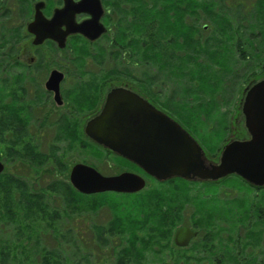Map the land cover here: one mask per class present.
Wrapping results in <instances>:
<instances>
[{
  "label": "rangeland",
  "instance_id": "1",
  "mask_svg": "<svg viewBox=\"0 0 264 264\" xmlns=\"http://www.w3.org/2000/svg\"><path fill=\"white\" fill-rule=\"evenodd\" d=\"M38 1L0 0V59L2 67L6 66L0 69L1 120L6 121L15 113L25 117L18 123L22 136L26 133L25 141L30 140L47 159L37 172L30 161L31 146L15 142L12 131L0 140V161L5 165L0 182L14 185L18 202L13 221H0V264H58L56 258L60 264H264V190L254 189L237 177L216 186L189 185L180 180L159 184L89 141L84 134V119L91 113H83L85 108L77 105V96L92 79L97 82L99 96L111 84L129 85L158 101L169 115L195 134L210 154L209 159H217L231 138L230 128L240 122L237 113L244 89L253 80L264 78L262 1L135 0L133 6L128 0H102L105 12H112L113 23L120 28L118 34L133 30L135 24L129 18L132 8L145 10V39H133L131 48L102 40L95 46H82L81 50L79 45L83 44L76 39L65 53L54 44L39 49L33 45L26 23L30 22L31 6ZM49 1L58 6V2ZM140 27L137 25L136 29ZM158 30L160 37H156ZM163 32L174 37L164 36ZM154 39L155 45H172L163 48L166 56L177 51L172 62H176L179 72L182 68L186 72L191 67L199 68L200 58L204 62L198 69L200 78L167 77L163 70L167 61L162 63L160 78H155L158 62L149 52L154 48L148 47ZM142 41L144 47L140 46ZM183 45L185 53L181 52ZM24 50L38 60L43 71L31 70L23 63V67L13 62L12 67L4 65L16 56H23L26 61L28 54L24 56ZM57 68L68 73L61 86L63 107L44 88L48 74ZM207 74L211 76L204 80ZM186 84L193 86L194 93H185ZM199 87L208 92H199L198 96L205 101L210 98L208 103L214 107L206 114L196 115L182 109L175 95L194 97L196 106L194 88ZM92 108L96 111L97 104ZM219 123L223 140H218L213 132ZM16 149H20V154L21 150L26 152L23 158L15 155ZM78 163L89 165L106 177L128 169L144 178L146 187L136 194L83 195L69 181L70 172ZM21 182L28 186L30 198L34 189L45 192L49 213L37 208L35 216H25L30 205L21 203L25 193ZM145 208H155V216L145 218ZM52 212L59 216H52ZM139 213L143 226L131 230V218ZM181 227L199 232L182 249L175 246L174 239ZM142 242H146V248Z\"/></svg>",
  "mask_w": 264,
  "mask_h": 264
},
{
  "label": "water",
  "instance_id": "2",
  "mask_svg": "<svg viewBox=\"0 0 264 264\" xmlns=\"http://www.w3.org/2000/svg\"><path fill=\"white\" fill-rule=\"evenodd\" d=\"M42 7V3L36 6V21L29 26V31L37 35L35 44H41L49 35L55 37L53 26L58 27L66 19V37L76 33L86 34L96 23L100 27L96 33L89 35L90 38L98 39L105 32L99 23L104 12L99 0H65L64 8L56 10L52 21L43 17ZM81 13L89 14L93 19L78 25L74 17ZM64 40L62 38V47ZM62 79L61 74L54 72L46 85L48 90L54 91L59 105L63 104L59 92ZM149 110L139 100L115 90L109 94L103 113L87 124L85 133L96 143L132 159L160 181L175 177L217 181L237 175L252 185L264 187V81L249 90L244 104L251 140L228 144L220 163L211 167L205 165L201 149L178 125ZM4 171L5 165L0 161V175ZM69 181L75 190L84 195L105 192L133 194L146 186L145 181L135 174L105 177L93 167L81 163L72 168ZM196 235L191 229L183 227L176 232L175 244L187 247Z\"/></svg>",
  "mask_w": 264,
  "mask_h": 264
},
{
  "label": "flooded vegetation",
  "instance_id": "3",
  "mask_svg": "<svg viewBox=\"0 0 264 264\" xmlns=\"http://www.w3.org/2000/svg\"><path fill=\"white\" fill-rule=\"evenodd\" d=\"M52 1L58 2V6H56V7L52 6L53 4L49 0H45V1L44 0H40L38 2L33 3V5L31 6V10H30L31 15L29 17L30 18V22L26 23V30L28 32V35L32 38V41H33L32 43H33V45L35 46L36 49H39L40 47H42L44 45L54 44V45L58 46V48L60 49L61 52L65 53L68 50L70 51V48L72 46L70 47L69 45H72L73 41L75 42L76 39L81 41L82 44H83V45H79V46H81L79 50H81L82 46H85V47L89 46V45L90 46H95L99 42H102V40H106L110 44L115 42V43H117V45L122 46V48H131V47L134 46V43H132L133 39H145V30H144V27H143V24H145L144 21H145V18H146L145 10H141L138 6H136L135 8H132L129 11L130 21H132V23L135 24V25L132 26L133 30L128 29V27H124L125 29H128V30H126L125 33L118 34L120 28L118 27L117 24L113 23L112 16H111L112 12L108 11V13L104 12V14L102 15V17L100 19V22H99L100 24H102L105 27L106 32H105L104 35L100 36L98 39H95L94 41H92V39L90 38L89 35L94 34V33H96L98 31V29L100 27L98 23H96L95 27L89 29L86 34H80V33H78V34H70L68 37H66V35H65L66 31H67V27H66L67 19H66L65 22L64 21L61 22V24L58 27H54L53 26L52 32H53V35H55V37H51V35H49V38L47 37L41 44H35V41L38 40V38H37L36 33H32V32L29 31V26L31 24L35 23V21H36V14H37L36 6L39 3L43 4V7L41 9V13H42L43 17L47 21H52L54 16H55L56 10H61L65 6V0H52ZM73 1L74 2H79L81 0H73ZM99 1L102 3V0H99ZM128 1H129V4L133 5V3H134L133 1H135V0H128ZM102 5H103V3H102ZM122 15H124V14H122ZM24 18L27 19L26 16ZM91 19H93L91 15L86 14V13H81V14H76L75 15L74 22L79 25V24L85 23V22H87V21H89ZM60 20H61V18L59 19V21ZM137 25L138 26L141 25L140 30L136 29ZM36 27H38V26H36ZM37 31H38V29H37ZM138 31H140V32L138 33ZM163 35L167 36V33L163 32ZM160 36H161V33L158 30V32L156 34V37H160ZM170 36H173V35L170 34L167 37H170ZM62 38H65V40H64L65 46L64 47L61 46ZM150 39H151V37H150ZM154 41H155V39L152 40V42H148V41L147 42H148V47L154 48V50H149V52L153 53L155 55V62H158V64H157L158 74L155 73V78H157V79L160 78L159 76L161 75L162 66H163L162 63H164L166 61H167V65L165 67H163V70H165V75H167V77H169L171 79L179 78V79H183V80L184 79L191 80V79H195V78H200V71H198V69L201 68L204 65V62H202V60H200V58L197 59V62H199L200 64L202 63L199 68L191 67L189 72L188 71L186 72V69L182 68V71L179 72V69L177 67L176 62L175 61L172 62V58L176 55L175 52H177V51H175V52L171 51L170 54L168 56H166L163 53V48H167V47L170 48V46H172V45L167 44V45H163V47H161L160 45L159 46L155 45ZM15 42L16 41L12 42L11 44H15ZM140 46L144 47L145 43H143V41H142ZM160 48H161V50H160ZM142 52L143 53H142L141 59L144 60V59H146L145 58V49H143ZM181 52L185 53V50L181 49ZM206 52L207 51H204L202 53L205 55ZM26 54H28V56L26 57V61L23 60V56L22 57L21 56H16V57H13V58H10V59L7 58L8 62L4 63V65L10 64V66L12 67L11 63L13 62L12 64H14V65L17 64V66L23 67V65L21 64V63H23V64H27V67H30L31 70L32 69L33 70H37L38 72L39 71H43V68L42 67H38V65H37L38 64V60L35 57L31 56V54L28 53L27 50H24V56H26ZM163 56H164V58L165 57L166 58L162 61V57ZM76 57L79 58L78 56H76ZM2 61L3 60L0 59V64H1L0 69H4L6 67V66L4 68L2 67V63H3ZM25 62H27V63H25ZM143 63L145 64V63H147V61H143ZM186 64H188L187 60H186ZM195 68H196V70H194ZM216 71L220 72L219 69L216 70ZM54 72H57L59 75L61 74L63 76V79H62V81L60 82V85H59V92H60V97H61V100L63 102V105H59L56 102L54 91L48 90L47 86H46L47 82L49 81L51 75ZM228 74H229V71H228ZM67 75H68V73L66 71H64V70L61 71L58 68L57 69H52V71L48 74L47 81H46V83L44 85L45 90L49 94L54 95V100L57 103V105L58 106H62V107L64 106V100L62 98L61 86H62V83L64 82L65 77ZM210 76H211V74L205 75L204 80L208 79ZM262 81H264L263 77L260 78V79L253 80L244 89V92L242 94V99H241V102L239 104V110H238V113H237L238 114L237 117L240 119V122H236V124L234 126H232V128H230L229 135H230L231 138L226 143H224L223 147L220 150V153L217 156V159L213 158V157H210L211 159H209L210 154L207 151L205 152L204 148L201 147V144L199 143L200 141L197 139L195 134H192L188 129H186L183 125H181L175 118H173L171 115H169L167 113V111L165 109H163L158 104L159 103L158 101L148 98L146 95H144L138 89H135V88H133V87H131L129 85H113V84H111V85L108 86L106 91H104V92L102 91L101 95L99 96V89L96 88L97 82H96V80L92 79V81H91L92 83L87 86L86 90L83 92L84 94L82 93V95L77 96L78 95V92H77L76 96L78 97V100H77L78 101V103H77L78 108H85L83 113H91L89 116H87L84 119V130L87 127V124L91 120H94V119L98 118L103 113L109 94L112 93L115 90H119V91L127 94L128 96H132L134 100L135 99L139 100L141 103L144 104V106H148L151 109V110H149L151 113L163 115L169 121H171V122L175 123L176 125H178L182 129V131L184 133H186L187 136L192 141H194L197 144L198 147H200V149L203 152L204 160L206 162V165L208 167H210L211 165H218L220 163V160H221V157H222V152H223L224 148L228 144L233 143V142H243V141L251 140V134H250L249 129L247 127V116H246V114L244 112V104H245V100H246V97H247V94H248L249 90L254 85H256L257 83L262 82ZM185 88H188L187 90H185L186 94L194 93L193 92V86L188 87V85L186 84L184 89ZM194 90L196 91V95H197L196 96L197 98L195 99V102L197 103L196 106L193 105L194 97H189L187 95L186 96H184V95L182 96V95H179V94L175 95V97H177V99H178L179 104L182 106L181 108L183 109V107H184L186 110L193 111L194 113H196V115H201V113H203V114L208 113L210 111V109L214 107V106H210L211 104L208 103L209 99H210L209 96H207L209 98L207 101H205L204 97L198 96L199 92L204 93V91H205L207 93L208 90H206V88H200V87L199 88H194ZM93 104H97V110L96 111H95L96 108H92ZM88 107H91V108H88ZM79 113H81V112H79ZM155 119H156V116H155ZM0 123H1V116H0ZM221 127H222V125L219 123L218 126H215V128H217V129L215 131H213L214 134H215V137L218 140L219 139H222V140L224 139V137H223L224 132H223V130L220 131ZM84 134H85V131H84ZM85 136L93 144L97 145V143L95 141H93L91 138H89L86 134H85ZM126 139H130V137H127ZM106 150L111 152V154L113 156L123 160L124 162L128 163L129 165L135 167L136 169L141 170L142 173L145 176H147L148 178L155 180L154 178L149 176L141 167H139L136 163H134L131 159H129L127 157L126 158L125 157H120V156L118 157V155L114 154L112 151H110L108 149H106ZM210 160H213L215 163L214 164H211L210 162L207 163V161H210ZM122 173H132V172H130L127 169V170L123 171ZM231 177H237V176H231ZM228 178H230V177H228ZM237 178H239V177H237ZM226 179L227 178H223V179H220V180H217V181H211V182H200V181L187 182V181L180 180V179H178V180L186 182L189 185H197V184H199V185H202V186H216V185H220L221 183H224V181ZM178 180H176V181H178ZM155 181L158 182L159 184H165V183H160L157 180H155ZM176 181H174L172 183H177ZM253 188L254 189L264 190V187L260 188V187L253 186ZM193 231H195L196 234L199 235V232L197 230H193ZM176 232L174 234V238H175ZM197 235L195 237H197ZM195 237L191 240V242L195 239ZM191 242H190V244H191Z\"/></svg>",
  "mask_w": 264,
  "mask_h": 264
},
{
  "label": "trees",
  "instance_id": "4",
  "mask_svg": "<svg viewBox=\"0 0 264 264\" xmlns=\"http://www.w3.org/2000/svg\"><path fill=\"white\" fill-rule=\"evenodd\" d=\"M261 1L262 2L260 3V9L264 10V0H261ZM261 5H263V7H261ZM179 37H181L180 34H179ZM185 39L186 38L183 36L184 42H185ZM181 48L184 49V45ZM1 122H2V120H1ZM20 129H21L20 127L16 128L15 124L14 125H9V124L7 125L5 123H0V140L5 139L4 135L6 134V132L12 131L15 133L14 134L15 135V139H14L15 142L18 143V141H19L21 146H31L33 157H31L30 161L33 165V168L37 169V172H38L41 169V167H43L46 164L43 162V160H45L46 157L38 152V150L36 149L35 146H33V143L30 140L25 141L24 137H25L26 133L22 136ZM18 133L20 134L19 136H18ZM23 133H24V131H23ZM15 148H18L17 145L15 146ZM22 153H23V155H22ZM24 153L26 154V152H22V150H21V154H20V149H16L15 155L18 158H23ZM40 159H42V160H40ZM46 161H47V159H46ZM21 184H24V186H25V193L22 196L24 202H21L22 199H21V201L20 200H18V201L21 202L22 204H25V205L29 204L30 205V207L28 208L30 210H26L27 214L25 216L28 217V215L30 213H32V215L35 216L36 213H38V211H39V209L36 210L37 208L44 210L45 213H49L50 209L46 205L45 192L38 193V190L34 189V193L32 194V198H30V196L28 194L29 193L28 186L22 182H21ZM13 186H14L13 184H9L5 181L0 182V221L1 222L4 221L5 223H8L10 221H13V216H14L15 209L17 208V203H18L15 200V192H14ZM41 190L44 191L43 189H41ZM155 214H156L155 208H145V214H144L145 218L153 217V216H155ZM51 215L52 216L55 215L56 217L59 216V214L56 212H52ZM136 218H137V220H136ZM131 219L133 221V223L131 224V230H133L135 226H137L138 228L143 226L141 224L143 222L141 220L142 218L140 219V213L136 217H133ZM26 235L28 237L32 236V235H28V234H26ZM143 245H144V248H146V242H142V246ZM8 247L12 251L16 250V249H12V246L8 245ZM8 253H10V252L8 251ZM55 261L58 262V264H60L59 259L56 258Z\"/></svg>",
  "mask_w": 264,
  "mask_h": 264
},
{
  "label": "bare ground",
  "instance_id": "5",
  "mask_svg": "<svg viewBox=\"0 0 264 264\" xmlns=\"http://www.w3.org/2000/svg\"><path fill=\"white\" fill-rule=\"evenodd\" d=\"M22 118H25V117H23L21 114H19V113H15V114H13L8 120H2V122L3 123H5V124H9V125H16V128H17V126H18V123L20 122V120L22 119ZM19 127V126H18ZM177 182V181H176ZM245 201V199H243V201L242 202H244Z\"/></svg>",
  "mask_w": 264,
  "mask_h": 264
}]
</instances>
